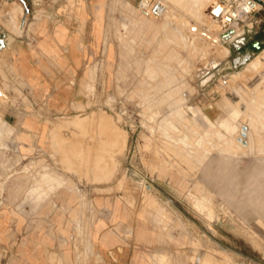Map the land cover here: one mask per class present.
I'll list each match as a JSON object with an SVG mask.
<instances>
[{"label":"rangeland","instance_id":"obj_1","mask_svg":"<svg viewBox=\"0 0 264 264\" xmlns=\"http://www.w3.org/2000/svg\"><path fill=\"white\" fill-rule=\"evenodd\" d=\"M154 1L0 0V264H264V10Z\"/></svg>","mask_w":264,"mask_h":264},{"label":"built area","instance_id":"obj_2","mask_svg":"<svg viewBox=\"0 0 264 264\" xmlns=\"http://www.w3.org/2000/svg\"><path fill=\"white\" fill-rule=\"evenodd\" d=\"M138 7L155 19L164 17L167 12V7L161 1L140 0ZM263 10L264 0H237L233 3L215 0L210 5L208 15L221 29V36L234 31L238 35L235 39H239L252 32L255 18ZM222 84L226 85L227 79H222Z\"/></svg>","mask_w":264,"mask_h":264},{"label":"water","instance_id":"obj_3","mask_svg":"<svg viewBox=\"0 0 264 264\" xmlns=\"http://www.w3.org/2000/svg\"><path fill=\"white\" fill-rule=\"evenodd\" d=\"M235 35L234 31H229L221 36V39L223 41L231 42L233 43L235 49L239 52V55L233 59V64L235 68H238L239 66L246 65L252 58V54L250 52L246 53L245 55L241 56V50L244 46L247 45V39L246 37H241L239 39H235V41H231L233 36ZM254 46L259 49V44L256 42ZM243 137H247V128H243Z\"/></svg>","mask_w":264,"mask_h":264},{"label":"bare ground","instance_id":"obj_4","mask_svg":"<svg viewBox=\"0 0 264 264\" xmlns=\"http://www.w3.org/2000/svg\"><path fill=\"white\" fill-rule=\"evenodd\" d=\"M213 1H215V0H212V2ZM225 1H227V0H225ZM230 1H232V0H228V2H230ZM235 1H237V0H235ZM211 2V3H212ZM211 3H210V5H211ZM164 4V3H163ZM167 7V6H166ZM206 6L205 5H203V3L202 2H199V8H200V14H205V11H208L209 12V10H207L206 8H205ZM206 9V10H205ZM169 11V12H168ZM172 12H171V10H167V12H166V14H165V17H166V15L168 14H171ZM205 15H207L208 16V18H209V15L208 14H205ZM210 19V18H209ZM211 20V19H210ZM171 21L173 22V23H176V20L172 17L171 18ZM212 21V20H211ZM215 24V22H213L212 21V25H214ZM176 26V25H175ZM238 35L236 34V35H234L233 36V38L232 39H235L236 37H237ZM221 38V37H220ZM222 40V39H221ZM190 45V44H189ZM249 63V62H248ZM247 63V64H248ZM246 64V65H247ZM252 86V85H251ZM1 95H3V90L0 88V96ZM241 133H243V131L241 132ZM247 137H248V132H247ZM247 137H243L242 136V134H240V136L238 137L239 138V143H241L243 146H247V144H248V142H247ZM240 176V175H239ZM251 176V175H250ZM238 179V178H237ZM239 181V180H238ZM243 181V180H242ZM252 208V207H251ZM263 214V213H262Z\"/></svg>","mask_w":264,"mask_h":264},{"label":"flooded vegetation","instance_id":"obj_5","mask_svg":"<svg viewBox=\"0 0 264 264\" xmlns=\"http://www.w3.org/2000/svg\"><path fill=\"white\" fill-rule=\"evenodd\" d=\"M256 42H258V44H259V48L261 47V43H260V41L259 40H255L253 43H251V48H248V50H247V47H243V49L241 50V56H243V55H245L246 53H248L251 49H257L255 46H254V44L256 43ZM250 49V50H249Z\"/></svg>","mask_w":264,"mask_h":264},{"label":"crops","instance_id":"obj_6","mask_svg":"<svg viewBox=\"0 0 264 264\" xmlns=\"http://www.w3.org/2000/svg\"><path fill=\"white\" fill-rule=\"evenodd\" d=\"M250 137H251V131H248V137H247V139L249 140Z\"/></svg>","mask_w":264,"mask_h":264},{"label":"trees","instance_id":"obj_7","mask_svg":"<svg viewBox=\"0 0 264 264\" xmlns=\"http://www.w3.org/2000/svg\"><path fill=\"white\" fill-rule=\"evenodd\" d=\"M262 46V45H261ZM260 48H262V47H260Z\"/></svg>","mask_w":264,"mask_h":264}]
</instances>
